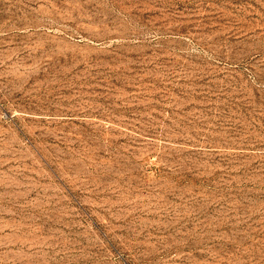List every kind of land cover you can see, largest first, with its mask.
Returning a JSON list of instances; mask_svg holds the SVG:
<instances>
[{"label":"rangeland","instance_id":"obj_1","mask_svg":"<svg viewBox=\"0 0 264 264\" xmlns=\"http://www.w3.org/2000/svg\"><path fill=\"white\" fill-rule=\"evenodd\" d=\"M0 264H264V0H0Z\"/></svg>","mask_w":264,"mask_h":264}]
</instances>
